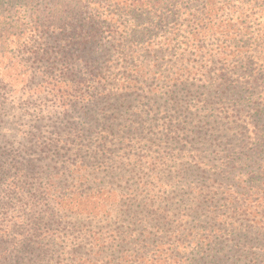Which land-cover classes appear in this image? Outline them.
Here are the masks:
<instances>
[{"label": "rangeland", "instance_id": "obj_1", "mask_svg": "<svg viewBox=\"0 0 264 264\" xmlns=\"http://www.w3.org/2000/svg\"><path fill=\"white\" fill-rule=\"evenodd\" d=\"M85 1L0 0V264H264V0Z\"/></svg>", "mask_w": 264, "mask_h": 264}, {"label": "trees", "instance_id": "obj_2", "mask_svg": "<svg viewBox=\"0 0 264 264\" xmlns=\"http://www.w3.org/2000/svg\"><path fill=\"white\" fill-rule=\"evenodd\" d=\"M105 1L113 4V6H119L120 10H124L127 7H132L134 9L142 12V14H144V15H148L152 12H155L156 11L155 9H157L161 6L168 7V6L174 5V3H173L174 0H105ZM83 2L90 3L89 1H85V0H60V4L62 7H64L65 12H66V10L69 11L70 9H73L74 7H79V6L81 8H86V6L81 5ZM206 4H207V2L204 4V6H206ZM57 9L58 8H56V10ZM62 16H63V14H62ZM89 17L93 19V16L92 17L89 16ZM89 17H88V19H89ZM112 17L111 16L106 17L102 23L106 24L107 21H111L113 19ZM95 21H97V20H95ZM201 21H202L201 18H195L192 26H194V27L198 26ZM106 27H108V25ZM144 30H145V33L147 35L150 34V31L147 27H145ZM116 31H117V29H110L108 27V30H106V34H107L106 38H108V41H109V39H114V35L116 34ZM95 34H96V29L91 28V30H88L84 35L80 34L79 37L75 39V41H77V45L80 48L81 52L87 53L90 50V47H91L90 43L92 42V37ZM180 36H182V35H180ZM190 37L191 36H189V33H188L184 36V39L181 41V43L185 45V49H188L189 46L201 47L200 38H199L197 33H195L192 38H190ZM127 42L128 41H125L124 44H126ZM74 43L75 42H72V41L69 42V44H74ZM112 47L114 48V50L119 49V47H117V46H112ZM215 50L218 51L217 48ZM219 61L221 64L219 66L221 68V70H227V69L232 70L233 69V67L229 68V64H230L231 60L228 58V56L226 54L221 53L219 56ZM259 61H260V58H258V57L243 58L244 66H247L246 70H264V67H262L261 65H258ZM172 68H173V70H181L182 66L179 65L178 69H176V65L174 64L172 66ZM261 76L264 77V74H262ZM263 81H264V78H262L260 82L263 83ZM254 106H255L256 115H258V117H260V118L264 117V103H262V102L256 103ZM94 237H95V235H94ZM94 237L92 236V240L94 239ZM96 239L100 242L102 241L99 238H96ZM21 241L24 242V240H21ZM152 253H153V255L151 258H148V256L146 254L143 256L141 255L139 257L141 259L139 262L141 264H143V261H145V260L146 261L151 260V262H160L161 257H159L158 252L153 250Z\"/></svg>", "mask_w": 264, "mask_h": 264}]
</instances>
